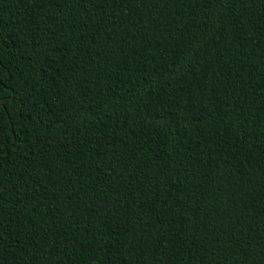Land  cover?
<instances>
[{
	"label": "trees",
	"instance_id": "trees-1",
	"mask_svg": "<svg viewBox=\"0 0 264 264\" xmlns=\"http://www.w3.org/2000/svg\"><path fill=\"white\" fill-rule=\"evenodd\" d=\"M0 264H264V0H0Z\"/></svg>",
	"mask_w": 264,
	"mask_h": 264
}]
</instances>
